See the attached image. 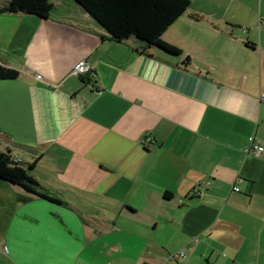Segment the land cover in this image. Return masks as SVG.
<instances>
[{"label": "crops", "instance_id": "1", "mask_svg": "<svg viewBox=\"0 0 264 264\" xmlns=\"http://www.w3.org/2000/svg\"><path fill=\"white\" fill-rule=\"evenodd\" d=\"M189 1L162 35L180 55L114 41L74 0L0 13L18 72L0 80V152L63 202L0 180V264H264V151L248 149L264 148V0ZM75 185L96 217L63 199ZM142 210L165 215L162 256L143 225L109 237Z\"/></svg>", "mask_w": 264, "mask_h": 264}, {"label": "trees", "instance_id": "2", "mask_svg": "<svg viewBox=\"0 0 264 264\" xmlns=\"http://www.w3.org/2000/svg\"><path fill=\"white\" fill-rule=\"evenodd\" d=\"M90 16H92L111 36L114 41L121 42L129 38H137L147 47H155L169 55H180L182 52L162 40L164 32L190 6L189 0H74ZM46 4L45 0H12L0 13L24 12L40 14L36 7ZM47 6V5H46ZM18 72L0 64V80H14ZM89 83V79H83ZM27 169L12 160L9 153L0 152V180L9 182L23 189L26 193L62 204L57 198L39 191V184Z\"/></svg>", "mask_w": 264, "mask_h": 264}, {"label": "rangeland", "instance_id": "3", "mask_svg": "<svg viewBox=\"0 0 264 264\" xmlns=\"http://www.w3.org/2000/svg\"><path fill=\"white\" fill-rule=\"evenodd\" d=\"M80 185V184H79ZM83 184H81L80 187H82ZM75 191L72 192H61L63 199L66 201H69L73 207L77 209V211L83 215H87L88 217H96L94 215V212L97 211L96 209L91 208V202L92 200L89 199L88 197L85 196V193L82 191V188H78L77 185H75ZM63 208V207H62ZM69 212L74 213V211L67 209ZM92 213L93 215H91ZM164 214H162L160 211L156 210L155 212H149L147 210H142L136 216L132 219L126 218V219H121L122 221L126 222L123 225L122 228H120L119 232L115 233H110L109 237H117V238H124V239H132V238H138L140 236V232L137 231V226L143 225L146 228V232L148 235L149 240H155L157 244V255L160 254L161 256L164 255L162 249L160 248L161 245L165 241V234L166 230L163 229V221L162 219L164 218ZM133 220V221H132ZM158 222V227L156 230H152V225L155 222ZM121 221L118 220V225H121ZM94 226H97V221H92ZM133 227L136 229L133 231ZM217 242L219 239L216 240ZM221 257L222 255L219 254L218 258ZM85 258L86 255L85 253L82 254L77 261L74 264H86L85 263ZM92 261L95 262H100V259L98 257H93ZM204 263L206 264L205 260ZM208 264H214V261L212 260L211 263ZM230 264V263H229ZM246 264H250L247 262Z\"/></svg>", "mask_w": 264, "mask_h": 264}, {"label": "built area", "instance_id": "4", "mask_svg": "<svg viewBox=\"0 0 264 264\" xmlns=\"http://www.w3.org/2000/svg\"><path fill=\"white\" fill-rule=\"evenodd\" d=\"M94 72H95L94 68L89 63H87L85 60H79L78 62H76V64L72 68V73L80 77L85 76V75L91 77L94 75ZM145 141L149 142L150 140L146 138ZM249 143L250 145L248 149L250 150L252 149L257 155H259L261 152L264 151V148L262 146H259L253 143V138L249 139ZM233 190L238 191V188H234ZM179 257H184V255L182 253H176V254H173L170 258L177 259Z\"/></svg>", "mask_w": 264, "mask_h": 264}, {"label": "water", "instance_id": "5", "mask_svg": "<svg viewBox=\"0 0 264 264\" xmlns=\"http://www.w3.org/2000/svg\"><path fill=\"white\" fill-rule=\"evenodd\" d=\"M142 41V40H141Z\"/></svg>", "mask_w": 264, "mask_h": 264}]
</instances>
